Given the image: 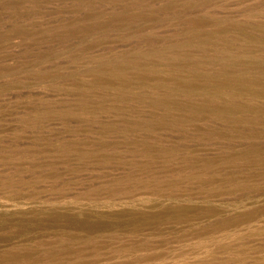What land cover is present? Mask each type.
Segmentation results:
<instances>
[{"label":"rangeland","instance_id":"rangeland-1","mask_svg":"<svg viewBox=\"0 0 264 264\" xmlns=\"http://www.w3.org/2000/svg\"><path fill=\"white\" fill-rule=\"evenodd\" d=\"M0 264H264V0H0Z\"/></svg>","mask_w":264,"mask_h":264}]
</instances>
